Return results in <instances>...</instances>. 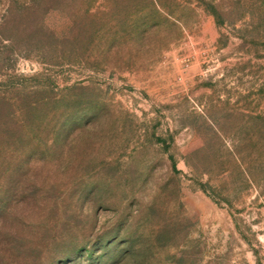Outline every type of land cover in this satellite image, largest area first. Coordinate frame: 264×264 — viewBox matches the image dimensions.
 Wrapping results in <instances>:
<instances>
[{
	"label": "rangeland",
	"instance_id": "1",
	"mask_svg": "<svg viewBox=\"0 0 264 264\" xmlns=\"http://www.w3.org/2000/svg\"><path fill=\"white\" fill-rule=\"evenodd\" d=\"M0 264H264V0H0Z\"/></svg>",
	"mask_w": 264,
	"mask_h": 264
}]
</instances>
